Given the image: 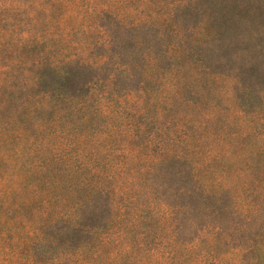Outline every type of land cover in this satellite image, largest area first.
I'll return each mask as SVG.
<instances>
[{
  "label": "rangeland",
  "instance_id": "rangeland-1",
  "mask_svg": "<svg viewBox=\"0 0 264 264\" xmlns=\"http://www.w3.org/2000/svg\"><path fill=\"white\" fill-rule=\"evenodd\" d=\"M87 1H64L60 9L66 14L81 9ZM103 2L121 9L128 21L125 24L113 16L98 20L101 30H108L116 43L111 52L99 47L92 55L108 52L128 61L136 54L137 74L130 77L116 70L114 56L91 73H78L64 65L47 66L40 72V88L79 98L91 108L102 97L124 109L133 102L152 103L145 116L125 111L118 130L114 112L107 117L90 115L87 138L93 142L103 137L99 148L108 150L105 159H113L107 163L110 166L128 162L130 148L139 147L147 153L150 148L158 150L156 143L167 133H186L205 139L201 147L213 148L220 157L215 165L225 169L230 178H237L240 186L233 201L228 196H201L198 191L191 195L181 190L191 184L188 174L179 164H165L157 175H146L143 180L147 190L137 200L140 210L133 218L126 207L129 182L122 183V193L112 190L102 199L99 195L90 225H102L98 231L107 230L114 237L119 227H128L120 229L124 261L112 264H264V0ZM135 18L138 25L129 24ZM72 20L79 30L67 24L64 29L63 22L59 26L63 38L71 41L61 56L76 52L73 42L99 37L94 31L83 32L82 25L91 20L86 11ZM153 57H158L157 70ZM85 81L89 85H83ZM159 109L164 112L161 122L156 118ZM83 116L80 113L76 118L75 127ZM165 118L171 121L167 129L163 127ZM133 119L138 125L143 122L145 134L153 136L155 145L141 148L140 139L124 136L121 127L130 126ZM77 131L83 133L81 128ZM138 154L142 157L140 151ZM118 177L116 172L112 175L110 187H115ZM172 207H176L173 212ZM175 220L181 227L179 233L172 230ZM192 221L196 225L191 226ZM98 235L64 229L48 245L54 251H66L81 241L96 245ZM141 257L143 262H139Z\"/></svg>",
  "mask_w": 264,
  "mask_h": 264
},
{
  "label": "trees",
  "instance_id": "trees-1",
  "mask_svg": "<svg viewBox=\"0 0 264 264\" xmlns=\"http://www.w3.org/2000/svg\"><path fill=\"white\" fill-rule=\"evenodd\" d=\"M64 1L68 0H0V264H112L124 261L120 251L123 235L120 229L125 231L128 227H119L114 237L107 230L99 232L102 225H90L97 211V197L100 195L102 199L112 190L122 193V183L129 182L130 199L126 207L129 206L133 218L140 210L136 202L147 190L143 180L146 175H157L165 164H179L182 172L188 174L191 184L181 190L191 195L198 191L201 196H228L233 201L240 188L237 178H230L224 173L225 169L215 165L220 157L214 149L201 147L205 139L186 133H167V137L156 143L158 150H155L149 147L155 145L153 136L147 137L143 122L138 125L134 119L130 126L121 127L126 133L124 136L134 141L140 139L138 146L146 145L150 152L143 153L139 147L130 148L128 162L107 164L113 159H105L109 156L108 150L99 148L103 137L93 142L87 138L90 115L100 113L107 117L114 112L118 130L125 111L145 116L150 113L152 103L133 102L124 109L119 103L107 102L102 97L91 108L79 98L40 88V72L47 66L64 65L78 73H91L102 69L115 56L116 70L130 77L138 71L136 54L130 55L128 61H123L122 55L108 52L92 55L99 47L111 52L116 43L108 30H101L98 20L113 16L125 24L128 21L121 9L103 0H88L86 8L85 4L81 8L91 17L90 22L80 24L85 26L83 32L94 31L99 37L86 38L84 43L73 42L76 52L61 56L71 41L63 38L65 35L59 31V26L65 29L67 24L79 30V24L72 17L82 12L71 9L68 15L64 14L60 9ZM138 23L137 18L129 21L133 26ZM152 61L157 70L158 57H153ZM83 85L89 84L85 81ZM127 93L138 94L136 91ZM80 113H84L78 122L83 133L74 126ZM158 113L156 118L163 120V109ZM164 121L167 125L163 127L167 129L171 121L166 118ZM139 162L143 163L139 165ZM115 172L119 177L115 187H110ZM175 209L172 207L171 211ZM190 224L196 225L195 221ZM64 229L79 235H85L88 230L99 233L95 236L98 243L81 241L66 251L50 249L49 241H54ZM172 230L181 231L177 220ZM138 259L139 262L144 260Z\"/></svg>",
  "mask_w": 264,
  "mask_h": 264
}]
</instances>
